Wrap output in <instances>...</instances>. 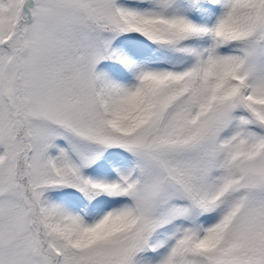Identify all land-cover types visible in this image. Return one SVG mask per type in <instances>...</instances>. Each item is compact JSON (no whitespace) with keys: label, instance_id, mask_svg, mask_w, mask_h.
Listing matches in <instances>:
<instances>
[{"label":"snow or ice","instance_id":"6c2138e0","mask_svg":"<svg viewBox=\"0 0 264 264\" xmlns=\"http://www.w3.org/2000/svg\"><path fill=\"white\" fill-rule=\"evenodd\" d=\"M0 264H264V0H0Z\"/></svg>","mask_w":264,"mask_h":264}]
</instances>
